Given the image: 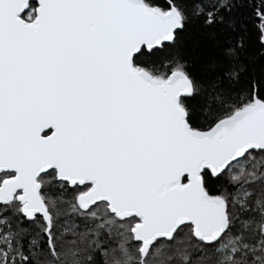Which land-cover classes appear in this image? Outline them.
I'll return each mask as SVG.
<instances>
[{
	"label": "snow or ice",
	"instance_id": "snow-or-ice-1",
	"mask_svg": "<svg viewBox=\"0 0 264 264\" xmlns=\"http://www.w3.org/2000/svg\"><path fill=\"white\" fill-rule=\"evenodd\" d=\"M0 264H264V0H0Z\"/></svg>",
	"mask_w": 264,
	"mask_h": 264
}]
</instances>
